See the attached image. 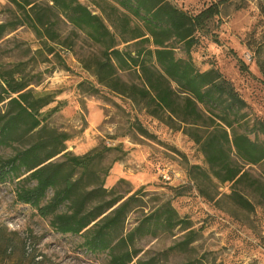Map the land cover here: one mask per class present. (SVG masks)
Masks as SVG:
<instances>
[{"label": "rangeland", "instance_id": "374dc122", "mask_svg": "<svg viewBox=\"0 0 264 264\" xmlns=\"http://www.w3.org/2000/svg\"><path fill=\"white\" fill-rule=\"evenodd\" d=\"M79 1L105 20L111 12L109 4L113 5L109 0ZM171 1L184 11L197 13L223 0ZM239 5L240 0L221 5L220 16L210 24L212 35H200L192 58L201 71L215 64L248 103L252 118L264 121V80L244 43L261 16L257 0L248 1L243 8ZM14 12L11 3L0 0V24L12 20ZM56 20L62 45L50 41V48L43 46L27 26L0 40V68L10 70L20 65L16 76L29 83L28 89L54 98L40 111L41 116L51 113L49 119L32 134L0 146V157L10 158L34 144L42 126L47 133L68 134L66 151L99 156L93 165L97 177L89 179L90 188L103 182L105 189L124 199L140 192L125 220L123 236L161 206L171 204L183 223L173 229L151 225L148 233L136 237L132 248L137 255L130 264H264V201L249 183L235 186L253 204L249 211L229 198L230 183L200 181L199 189L188 169L200 166L208 170L201 147L179 124L159 119L140 103L97 84L84 66L101 55V47L63 16L57 15ZM125 46L120 48L134 50V45ZM176 54L186 57L181 44L176 45ZM59 57L66 67L59 63ZM238 61L247 71H240ZM118 75L128 84H142L135 69L120 70ZM0 93L6 97L1 89ZM8 101L0 103V117ZM56 107L59 110L53 113ZM260 139L264 141L262 135ZM234 160L264 185V163L247 165L236 157ZM158 167L169 168L171 183L161 181ZM15 186L14 182L0 185V264H112L107 253L88 252L81 235L57 233L50 219L17 202ZM52 194L49 191L48 198Z\"/></svg>", "mask_w": 264, "mask_h": 264}, {"label": "trees", "instance_id": "16d2710c", "mask_svg": "<svg viewBox=\"0 0 264 264\" xmlns=\"http://www.w3.org/2000/svg\"><path fill=\"white\" fill-rule=\"evenodd\" d=\"M7 1L15 12L12 20L0 24V40L27 26L43 46L50 48V41L62 45L56 17L63 16L101 47V55L84 66L97 84L140 103L159 119L179 124L201 147L208 170L190 166V179L197 184L213 179L232 184L229 198L248 211L253 210V204L235 189L238 184L248 182L264 201V185L234 160L236 157L247 165L264 163V141L260 139L264 137V121L252 118L248 103L215 64L201 71L192 58L200 35L211 34L210 24L220 16L221 5L230 0L213 2L197 13L184 11L171 0H109L113 5L109 4L107 20L79 0ZM248 1L252 0H240L239 7ZM257 6L261 20L244 43L264 80V0H257ZM123 44L134 45V50L120 48ZM178 44L183 46L185 58L177 56ZM59 63L66 67L60 57ZM238 65L242 73L247 71L243 62L238 61ZM19 67L0 68V89L6 95L0 93V103L9 99L0 117V146L32 134L52 115L41 116L40 111L54 98L28 89L29 83L16 76ZM128 69L139 73L141 85L128 84L119 77L120 70ZM58 110L56 107L52 112ZM37 133L39 138L31 146L10 158L0 157V185L14 182L16 201L50 219L57 233L81 235L88 252L107 253L112 264H130L137 255L132 248L136 237L148 233L151 225L173 229L183 223L168 203L123 236L125 220L140 192L124 199L105 189L103 182L90 188L89 179L97 177L93 165L99 156L66 151L68 134L47 133L45 126ZM49 191L53 192L50 198Z\"/></svg>", "mask_w": 264, "mask_h": 264}, {"label": "built area", "instance_id": "2783aa9c", "mask_svg": "<svg viewBox=\"0 0 264 264\" xmlns=\"http://www.w3.org/2000/svg\"><path fill=\"white\" fill-rule=\"evenodd\" d=\"M158 176L161 181L165 184L171 183L173 181V174L167 167H158Z\"/></svg>", "mask_w": 264, "mask_h": 264}]
</instances>
